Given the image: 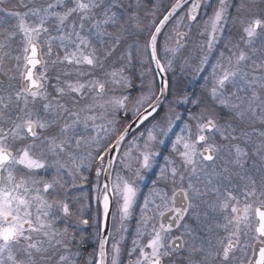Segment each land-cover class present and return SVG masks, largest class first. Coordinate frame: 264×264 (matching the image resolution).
Returning <instances> with one entry per match:
<instances>
[{"label": "snow or ice", "instance_id": "1", "mask_svg": "<svg viewBox=\"0 0 264 264\" xmlns=\"http://www.w3.org/2000/svg\"><path fill=\"white\" fill-rule=\"evenodd\" d=\"M0 264H264V0H0Z\"/></svg>", "mask_w": 264, "mask_h": 264}]
</instances>
